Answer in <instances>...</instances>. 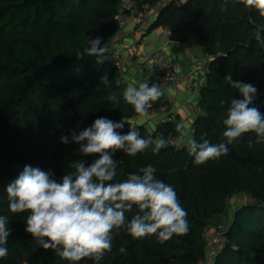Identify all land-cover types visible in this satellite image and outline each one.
Segmentation results:
<instances>
[{"label": "trees", "instance_id": "trees-1", "mask_svg": "<svg viewBox=\"0 0 264 264\" xmlns=\"http://www.w3.org/2000/svg\"><path fill=\"white\" fill-rule=\"evenodd\" d=\"M158 1L145 0L151 5ZM121 8V0H0V216L8 217L11 233L5 245L8 255L0 264H70L36 244L25 230L28 213L9 211L6 188L26 165L50 171L59 182L71 171L70 161L91 164L98 159L83 157L79 145L60 139L90 127L97 118L124 120L121 134L132 128L130 120L138 114L123 99L125 85L110 55L106 52L104 63L96 64L85 53L89 38L100 37L108 45L118 31L115 17ZM159 27L186 31L178 40L194 37L202 52L227 55L210 64L194 139L225 143L228 153L196 165L187 148L168 145L180 134V121L161 124L152 134L138 127L142 137L163 135L167 143L158 153L151 147L135 156L117 151L113 182L152 165L156 178L174 187L189 231L165 242L155 236L114 234L112 249L99 264H198L213 229L223 226L218 221L228 218L237 197L248 201L239 203L225 223L226 242L214 264H264V143H255V134L247 133L228 144L222 123L231 100L240 98L227 75L256 86L251 106L264 114V17L234 0L227 5L223 0H176L162 9L151 30ZM105 74L109 86L101 82ZM111 92L117 101L108 100ZM153 103L158 107L160 99ZM136 211L126 214L129 220ZM78 264L95 262L85 258Z\"/></svg>", "mask_w": 264, "mask_h": 264}, {"label": "clouds", "instance_id": "clouds-1", "mask_svg": "<svg viewBox=\"0 0 264 264\" xmlns=\"http://www.w3.org/2000/svg\"><path fill=\"white\" fill-rule=\"evenodd\" d=\"M229 0H223L227 5ZM249 9H254L264 17V0H234ZM250 22H254L251 21ZM89 47L85 49L88 57H95L96 64L104 63V54L108 48L100 37L89 38ZM81 54L79 58H83ZM225 79L239 92L240 98H233L227 109L223 136L228 144L247 133H254L255 143H264V114L251 106L257 95L253 83L234 81L231 75ZM101 82L109 86L110 80L105 74ZM163 92L160 85L149 86L147 80L138 86L129 83L122 92L125 102L133 106L141 117L149 116L152 102L157 101ZM108 100L117 101L115 92ZM125 121H112L105 117L94 120L90 127L78 133L73 130L71 137L61 136L62 143L70 141L79 145L82 156L98 155L91 164L84 159L70 161L61 181L53 178L49 171L26 165L15 180L6 188L8 209L11 213H28L26 232L31 234L36 244L78 264L87 258L99 264L106 252L113 246L114 234L125 232L134 238L155 236L160 242L170 240L174 235H185L189 231L187 214L182 207L174 187L155 176L156 169L148 165L131 173L122 182H113L117 175V162L113 155L117 151L127 156H135L152 148L158 153L167 141L163 135L153 139L144 138L135 128L126 134L118 130ZM177 138L182 145L186 143L188 152L194 157V164L201 165L209 160L227 155L225 143L211 144L208 140L197 142L186 138L185 124L178 123ZM250 145L252 142H249ZM137 209L129 220L127 213ZM7 216H0V258L8 255L5 245L10 230ZM125 252L124 248L120 249Z\"/></svg>", "mask_w": 264, "mask_h": 264}, {"label": "built area", "instance_id": "built-area-1", "mask_svg": "<svg viewBox=\"0 0 264 264\" xmlns=\"http://www.w3.org/2000/svg\"><path fill=\"white\" fill-rule=\"evenodd\" d=\"M173 1L176 0H160L151 5L145 0H121L122 8L115 17L118 31L108 43L107 52L125 88L129 83L138 86L147 80L149 86L160 85L163 92L158 107L152 102L148 117L138 114L130 120L132 128L139 132L142 126L152 134L161 124L180 121L186 126V138H194V123L203 114L200 92L207 83L210 64L227 55L202 52L194 37L179 41L186 31L178 34L166 27L151 30L162 9ZM180 135L171 137L168 145L187 148L186 143L178 142ZM224 230V226L213 229L198 264H214L226 242Z\"/></svg>", "mask_w": 264, "mask_h": 264}, {"label": "rangeland", "instance_id": "rangeland-1", "mask_svg": "<svg viewBox=\"0 0 264 264\" xmlns=\"http://www.w3.org/2000/svg\"><path fill=\"white\" fill-rule=\"evenodd\" d=\"M179 1H181V2H185L186 0H179ZM138 74V73H137ZM130 75H132V73H130ZM139 76H141L140 74L138 75V77ZM247 201H248V199H246ZM244 198H243V200H241V202H243V203H245V201H246ZM234 201H236V202H238V203H241L240 202V198H234L233 199V201H231V208L229 209V211H228V218L226 217V218H221L219 221H218V223L219 224H221V225H225V223H227V220L228 221H231V219L233 218V215H234V213H235V210H236V208L238 207L237 206V204H234Z\"/></svg>", "mask_w": 264, "mask_h": 264}, {"label": "crops", "instance_id": "crops-1", "mask_svg": "<svg viewBox=\"0 0 264 264\" xmlns=\"http://www.w3.org/2000/svg\"><path fill=\"white\" fill-rule=\"evenodd\" d=\"M174 50H175L174 48H172V49H171V51H174ZM243 198L246 200V198H245V197H241V198H240V202H241V200H243ZM234 204H237V205H238L239 203H238V202H236V201H234ZM227 222H228V221H227Z\"/></svg>", "mask_w": 264, "mask_h": 264}]
</instances>
